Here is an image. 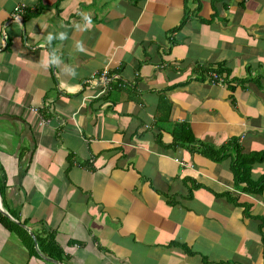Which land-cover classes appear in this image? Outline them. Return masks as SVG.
<instances>
[{
  "label": "crops",
  "instance_id": "0c3cea01",
  "mask_svg": "<svg viewBox=\"0 0 264 264\" xmlns=\"http://www.w3.org/2000/svg\"><path fill=\"white\" fill-rule=\"evenodd\" d=\"M235 149L264 177V0H0V264H264Z\"/></svg>",
  "mask_w": 264,
  "mask_h": 264
},
{
  "label": "trees",
  "instance_id": "16d2710c",
  "mask_svg": "<svg viewBox=\"0 0 264 264\" xmlns=\"http://www.w3.org/2000/svg\"><path fill=\"white\" fill-rule=\"evenodd\" d=\"M208 69H205L203 71L204 74L207 73ZM218 73L220 71H217ZM220 74V73H219ZM221 75V74H220ZM174 139L177 142H181L184 144H188L189 146L193 145V147H197L201 154L203 156H206L208 158L215 159L216 161H220L222 157H224L225 153L228 151L230 147H233L235 143H232L229 147H221V148H214L212 146H208L206 144L196 143V139L193 137L190 129L186 124H183L180 126L178 131L174 134ZM235 161L233 165V173L234 178L237 184H245L246 187L243 188L244 192L247 193H255L257 189H260L259 191H262L264 189V177H262L258 182H252L249 178V169L252 166V164L255 162L254 160L257 159L256 156H249L244 157L239 153V150L235 149ZM2 185L0 183V193L2 191ZM0 223L3 224L6 228H11L13 225L8 221L6 216H4L0 212Z\"/></svg>",
  "mask_w": 264,
  "mask_h": 264
},
{
  "label": "built area",
  "instance_id": "2783aa9c",
  "mask_svg": "<svg viewBox=\"0 0 264 264\" xmlns=\"http://www.w3.org/2000/svg\"><path fill=\"white\" fill-rule=\"evenodd\" d=\"M25 10L24 5H19L14 8L13 17L14 18H20ZM207 77L209 78V81L211 84H218V85H224L226 84V81L222 75H220L216 70L208 69L207 70ZM99 80V84L102 87L101 94L106 93L108 90H110L112 85V79L109 76V67L105 66L102 71L98 73H93L90 78L87 80L86 83L83 85H88V87H93V83L96 80ZM31 114L36 115L39 117V124L40 125H48L50 123V119L45 118L44 116H41L39 111L36 108H30L29 109ZM73 118V117H72ZM73 120V119H72ZM184 166V164L182 163Z\"/></svg>",
  "mask_w": 264,
  "mask_h": 264
},
{
  "label": "water",
  "instance_id": "95a60500",
  "mask_svg": "<svg viewBox=\"0 0 264 264\" xmlns=\"http://www.w3.org/2000/svg\"><path fill=\"white\" fill-rule=\"evenodd\" d=\"M5 215V214H4Z\"/></svg>",
  "mask_w": 264,
  "mask_h": 264
}]
</instances>
